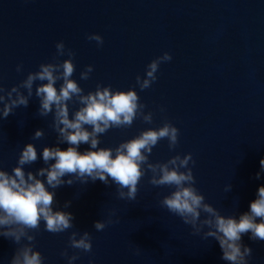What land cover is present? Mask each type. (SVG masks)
I'll list each match as a JSON object with an SVG mask.
<instances>
[{"label": "clouds", "instance_id": "1", "mask_svg": "<svg viewBox=\"0 0 264 264\" xmlns=\"http://www.w3.org/2000/svg\"><path fill=\"white\" fill-rule=\"evenodd\" d=\"M86 38L95 41L98 47L103 46L104 39L98 33H90ZM55 48L50 61L40 63L37 70L28 72L19 83L11 88L0 83V121L14 114L17 108H27L35 96L39 102L35 115L40 118L51 115L49 127L56 133L57 145L44 146L42 153H38L34 143H27L11 172L0 167V237L16 245L8 264H44L45 257L35 246L42 222L43 231L51 234H61L75 227L71 212L54 210L55 189L65 184L83 185L97 180L108 185L111 180L120 200L135 201L140 182L148 173L149 184L172 189L159 200L160 207L190 226L192 235L203 240L214 238L222 250L221 259L228 264H249L253 249L242 242V237L249 234L252 241H264V186L258 188L256 199L250 202L247 212L238 218L222 215L219 209L206 202L195 186L192 166L196 161L192 153H177L166 162L150 160L161 140L168 141L170 151L179 144L180 130L169 120L159 127L140 131L114 148L99 147L100 137L111 129L130 128L137 118L149 125L153 123L154 114L145 111L147 105L141 101L136 88L140 91L151 88L158 79L161 64L170 62L172 55L164 52L151 60L144 75H137L135 85L127 90L98 83L94 90L85 92L73 78L76 53L63 41H58ZM16 71L23 72V65L18 64ZM93 71V65H86L79 79L87 81ZM160 111H165L163 106ZM44 136L45 130L37 129L32 140H41ZM60 144L68 147L61 149ZM82 144L89 148L79 151ZM41 157L46 167L35 172L25 170V166ZM259 164L256 179L264 173V158ZM66 176L70 178L65 180ZM231 189V184L225 186V192ZM70 204V201L65 202L64 208ZM114 215L113 210L106 220L95 221L94 229L101 232L108 225L118 223V219L112 218ZM92 247L90 232L72 231L68 246L60 255L68 264H74L79 252L90 253ZM69 248L78 251L69 255Z\"/></svg>", "mask_w": 264, "mask_h": 264}, {"label": "water", "instance_id": "2", "mask_svg": "<svg viewBox=\"0 0 264 264\" xmlns=\"http://www.w3.org/2000/svg\"><path fill=\"white\" fill-rule=\"evenodd\" d=\"M28 2L29 0H0V83L5 88L10 85ZM3 121H0V140Z\"/></svg>", "mask_w": 264, "mask_h": 264}]
</instances>
